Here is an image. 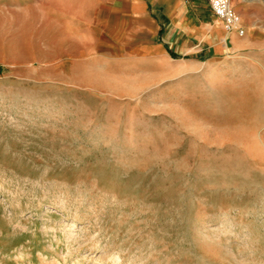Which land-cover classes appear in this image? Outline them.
<instances>
[{
	"label": "rangeland",
	"instance_id": "1",
	"mask_svg": "<svg viewBox=\"0 0 264 264\" xmlns=\"http://www.w3.org/2000/svg\"><path fill=\"white\" fill-rule=\"evenodd\" d=\"M233 4L243 37L155 61L92 0H0V264H264V0Z\"/></svg>",
	"mask_w": 264,
	"mask_h": 264
},
{
	"label": "crops",
	"instance_id": "2",
	"mask_svg": "<svg viewBox=\"0 0 264 264\" xmlns=\"http://www.w3.org/2000/svg\"><path fill=\"white\" fill-rule=\"evenodd\" d=\"M92 3L96 13L102 12L105 25H110L108 35L132 45L146 59L161 61L222 45L226 48L232 38L239 37L224 30L208 0H92ZM231 4L234 6L233 0Z\"/></svg>",
	"mask_w": 264,
	"mask_h": 264
},
{
	"label": "built area",
	"instance_id": "3",
	"mask_svg": "<svg viewBox=\"0 0 264 264\" xmlns=\"http://www.w3.org/2000/svg\"><path fill=\"white\" fill-rule=\"evenodd\" d=\"M209 7L215 17L219 19L226 32H235L239 37L245 35V28L242 19L231 0H208Z\"/></svg>",
	"mask_w": 264,
	"mask_h": 264
}]
</instances>
